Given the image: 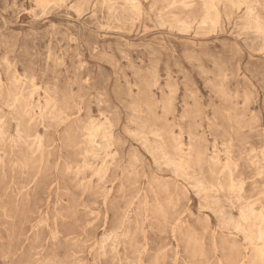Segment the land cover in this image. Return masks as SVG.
Instances as JSON below:
<instances>
[{
  "label": "rangeland",
  "instance_id": "374dc122",
  "mask_svg": "<svg viewBox=\"0 0 264 264\" xmlns=\"http://www.w3.org/2000/svg\"><path fill=\"white\" fill-rule=\"evenodd\" d=\"M0 264H264V0H0Z\"/></svg>",
  "mask_w": 264,
  "mask_h": 264
},
{
  "label": "bare ground",
  "instance_id": "6f19581e",
  "mask_svg": "<svg viewBox=\"0 0 264 264\" xmlns=\"http://www.w3.org/2000/svg\"><path fill=\"white\" fill-rule=\"evenodd\" d=\"M257 40V39H256ZM13 83V82H12ZM7 109H9V108H7ZM36 110V109H35ZM38 110V109H37ZM57 120V119H56ZM90 129V128H89ZM108 130V129H107ZM104 148V147H103ZM142 161V160H141ZM247 217V216H246ZM239 223V222H238Z\"/></svg>",
  "mask_w": 264,
  "mask_h": 264
}]
</instances>
